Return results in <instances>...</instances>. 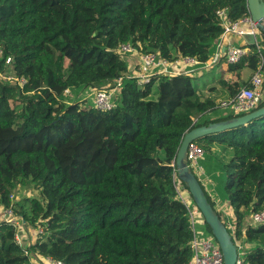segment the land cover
<instances>
[{
  "label": "trees",
  "instance_id": "1",
  "mask_svg": "<svg viewBox=\"0 0 264 264\" xmlns=\"http://www.w3.org/2000/svg\"><path fill=\"white\" fill-rule=\"evenodd\" d=\"M220 9L231 20L249 15L247 0H0V74L25 79L0 77V205L12 203L26 226L44 225L30 253L64 264H187L193 231L176 189V152L187 131L237 115L213 117L218 104L202 98L187 73L155 75L143 85L124 78L107 111L67 100L64 90L112 85L129 69L122 43L168 61H208L223 31ZM261 35V49L242 44L248 51L228 72L253 73L261 55L264 78ZM219 81L228 98L250 85ZM140 137L151 140L148 154L120 155ZM194 141L217 160L202 164L231 208L233 241L264 244L256 237H264V222H248L264 209V114ZM18 185H33L39 195L12 201ZM260 246L246 253L248 264H264ZM30 255L0 222V264H31Z\"/></svg>",
  "mask_w": 264,
  "mask_h": 264
},
{
  "label": "built area",
  "instance_id": "2",
  "mask_svg": "<svg viewBox=\"0 0 264 264\" xmlns=\"http://www.w3.org/2000/svg\"><path fill=\"white\" fill-rule=\"evenodd\" d=\"M217 15L223 27V31L217 42L214 54L204 63L188 56H178L174 61H168L160 57L158 52L140 53L129 43L120 44L118 52L128 53L129 55L138 53V62L133 67L129 68L127 72L117 77L112 85L94 88L91 98L93 107L99 111L112 109L115 106L114 100L121 89L122 80L124 78H134L139 85H143L149 82L150 78L155 75L190 74L196 69H202L213 65L217 62L218 58L222 56L227 64L237 63L247 53L248 48L242 44H235L230 41L228 39L229 34L242 37L244 33H252L255 35L254 44L257 45L258 51L261 49L258 44V39L261 37L257 36V34H261V32L258 31L256 23L252 21L250 15H244L237 20H231L227 16L225 9L217 10ZM1 54L2 50L0 49V56ZM6 61L8 62L9 59ZM262 65L263 58L260 55L257 69L250 77V85L242 86L234 96L220 100L218 106L221 109L229 110L232 114L237 116L251 112L260 107L264 100ZM0 77L4 80L17 82L20 85L25 83L23 77L20 78L6 74H0ZM64 93L70 94L71 90L67 88L64 90ZM204 155V148L197 142L192 141L188 144L186 150L187 166L196 174L198 179L201 175H204V168L201 163ZM178 179L175 181L178 196L187 206L188 217L193 231V238L189 242L192 255L187 264H224L223 254L215 237L212 234L205 233L197 226L204 224L202 213L195 203L192 202L181 180ZM10 199L14 201L13 193L10 195ZM0 222L8 224L14 229V240L16 244L22 247L25 254H30V251L27 250V246H24L22 234L24 232L23 230L26 228L25 221L21 216L16 214L12 203L9 206L1 205ZM248 222L251 225L263 223L264 209L252 212ZM34 229L37 237L44 233V225L41 223H37ZM235 244L237 246V256L234 264H248L245 257L247 252L244 246L240 241H236ZM44 261V264H64L61 260L49 256H44Z\"/></svg>",
  "mask_w": 264,
  "mask_h": 264
},
{
  "label": "water",
  "instance_id": "3",
  "mask_svg": "<svg viewBox=\"0 0 264 264\" xmlns=\"http://www.w3.org/2000/svg\"><path fill=\"white\" fill-rule=\"evenodd\" d=\"M247 8L252 21L256 23L258 31L264 33V0H247ZM242 37L246 44L255 43V35L252 33H244ZM263 114L264 105L251 112L239 116L194 127L184 134L176 152L174 165L177 176L187 186L195 205L202 213L204 221L208 224L212 235L218 242L223 254L224 264H234L237 256V246L233 241L228 228L221 221L217 213L214 211L212 205L207 200L198 177L187 166V146L190 142L206 134L215 133L246 124L250 120L255 119Z\"/></svg>",
  "mask_w": 264,
  "mask_h": 264
},
{
  "label": "crops",
  "instance_id": "4",
  "mask_svg": "<svg viewBox=\"0 0 264 264\" xmlns=\"http://www.w3.org/2000/svg\"><path fill=\"white\" fill-rule=\"evenodd\" d=\"M228 39L235 44H244L245 43V40L243 39V37L237 36L235 34H229ZM222 46H223V44H222ZM129 58H131V59H130V63H129L128 67L131 68L134 65H136L138 62V53L130 54ZM221 61H224L223 67H220ZM227 66H228V64L225 62L224 57L222 56V57H219L217 62L214 63L213 65L208 66L206 68H202V69H196L189 74V75L193 76L194 78L199 77V78L203 79V82L199 83V87L201 88L202 98H209L214 102V104H217V102H219L220 100L228 98L224 87L221 85V83L219 81L220 78H223L224 80H231L232 79V80L243 81V82L248 81L247 78L243 77V73L250 71L249 69L245 68V69H242L240 72H234V71L228 72ZM214 68L216 71L213 70ZM204 69H207V70H204ZM222 110H224V109H222ZM209 114H211V112ZM226 114H229V112H226ZM213 117H216V115ZM211 149H212V152H216L220 149V145L214 144ZM216 161L217 160L214 158H213L212 162L210 160H208V153L205 151V155H204V158L201 160V163L204 162L206 164V163L211 162V164H208L207 167L208 166L212 167L215 165ZM220 161H221V159H220ZM199 180H200L203 188H205L204 190L207 191L206 193H208V195L214 201V205L219 208V211H217V214H218L219 218L221 219V221L225 224L226 227L228 225H230L232 227L234 224V216L232 214L231 208H230V206H228L229 204H228V201H226V198H223L217 192L216 184H215L214 180H212V178L210 176H207L205 172H204V175H201L199 177ZM0 211H1V205H0ZM220 216H222V218ZM199 226L201 229H203V225L200 224ZM25 230L29 231V238H27V239L25 236V233H26ZM25 230L22 233L23 234V240H24V246L29 247L37 239V236H36L35 229L33 231V228L29 227V225L26 226ZM256 237H257V239H262L264 241L263 236L257 235ZM260 245L261 244H259V246ZM263 248H264V244H262L260 246V248H258L257 250L261 251ZM30 254L32 255L33 253H30ZM34 254L36 256V259L30 258L31 264H44L45 263L44 256H41L40 254H36V253H34Z\"/></svg>",
  "mask_w": 264,
  "mask_h": 264
},
{
  "label": "rangeland",
  "instance_id": "5",
  "mask_svg": "<svg viewBox=\"0 0 264 264\" xmlns=\"http://www.w3.org/2000/svg\"><path fill=\"white\" fill-rule=\"evenodd\" d=\"M257 36L261 37L262 35L258 33ZM223 66H224V61H221L220 67H223ZM204 70H207V69H204ZM213 70H215V68ZM251 74H252L251 70L247 71V72L243 73V77H245V78H247V80H249L250 77H251ZM200 82H203V79H201L199 77H195L194 78V83H197L199 85ZM241 85H243V84H241ZM93 92H94V88H84V89H81V90H76V91L71 92V94L68 95L67 100H70V101H75V100L82 101L83 100L86 103H88V102H91V98L93 96ZM217 104H219V102H217ZM226 112H229V114H232L229 110H222L219 107L218 110H217L216 116L217 115H220V116L221 115H226ZM151 147H152L151 146V140L144 139V138L140 137V138H137L133 143L126 145L124 147L125 149L120 152V155H122V153L124 152L123 155L128 154V156L131 157V158H137V157H140V156L148 154V152L151 149ZM157 147H161V143H159V146L158 145L155 146V149ZM13 194H14V200L15 201H20L24 197H27V196H38L39 192H38V190L36 188L33 187V185H20L19 187L17 186V188L14 190ZM206 194L208 195V193H206ZM208 198H209V200L211 202V205H212L214 211L217 213V211H219V208L214 205V201L212 200V198L209 195H208ZM220 217L222 218V216H220ZM197 226L199 227V229H201L199 225H197ZM29 227H32V226L29 225ZM227 227H228L229 230L233 231V226L231 227L230 225H228ZM32 228H33V231H34L35 227H32ZM203 228H204V226H203ZM25 231H26L25 236H26V239H27V238H29V231L28 230H25ZM254 240H257V239L254 238ZM242 245L244 246V249L246 250V252H248L251 247H253L254 245H259V244H258V241H254L253 243H248V242L247 243H242ZM260 255H264V253L263 252L259 253L258 257ZM98 256H99L100 260H105V254L104 253L99 252ZM30 258L31 259L32 258L36 259L35 254L33 253L30 256Z\"/></svg>",
  "mask_w": 264,
  "mask_h": 264
}]
</instances>
